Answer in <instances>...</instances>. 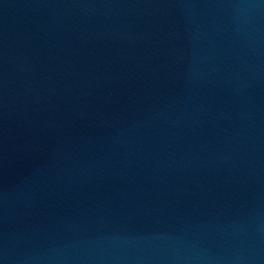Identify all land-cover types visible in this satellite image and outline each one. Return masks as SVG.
I'll return each mask as SVG.
<instances>
[{
  "label": "water",
  "instance_id": "water-1",
  "mask_svg": "<svg viewBox=\"0 0 264 264\" xmlns=\"http://www.w3.org/2000/svg\"><path fill=\"white\" fill-rule=\"evenodd\" d=\"M0 264H264V0H0Z\"/></svg>",
  "mask_w": 264,
  "mask_h": 264
}]
</instances>
